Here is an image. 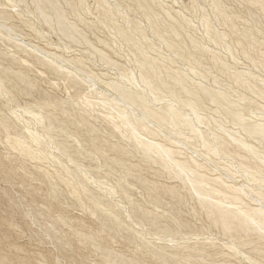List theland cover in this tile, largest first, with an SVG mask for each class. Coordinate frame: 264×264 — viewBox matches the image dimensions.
I'll return each instance as SVG.
<instances>
[{"label":"rangeland","instance_id":"rangeland-1","mask_svg":"<svg viewBox=\"0 0 264 264\" xmlns=\"http://www.w3.org/2000/svg\"><path fill=\"white\" fill-rule=\"evenodd\" d=\"M40 5L0 0V264H264V0Z\"/></svg>","mask_w":264,"mask_h":264},{"label":"bare ground","instance_id":"bare-ground-1","mask_svg":"<svg viewBox=\"0 0 264 264\" xmlns=\"http://www.w3.org/2000/svg\"><path fill=\"white\" fill-rule=\"evenodd\" d=\"M57 1V0H56ZM38 2H40L42 5H40L39 7H38V10H39V13H40V15L43 17V20L45 21V22H48V21H51L53 18V20H55V22H56V24L58 25V27L60 28V30L66 35V36H68V37H72L73 36V30H72V28L69 26H66L65 25V23H63L62 22V12L61 13H59L58 11H57V9H56V7H55V0H38ZM45 7H44V6ZM59 8V7H58ZM46 9H48L49 10V12L47 13L45 10ZM61 11V10H60ZM149 12V11H148ZM67 24V23H66ZM58 30V29H57ZM76 31V30H75ZM78 33V32H77ZM76 34V33H75ZM77 35V34H76ZM127 37V36H126ZM75 39V38H74ZM128 40H130V38H127ZM132 39V38H131ZM78 40V39H77ZM53 62V61H52ZM58 64V63H57ZM150 64V63H149ZM149 64H147L146 63V61L145 62H143L142 63V65L143 66H148ZM59 67V66H58ZM54 68V67H53ZM144 70H145V68H144ZM149 70V69H148ZM151 75V74H150ZM143 81L144 82H146L145 84L151 89V90H154V89H156V85H155V81H157V80H153V77H148V75L147 74H144L143 75ZM156 79V78H155ZM161 81V80H160ZM179 82V81H178ZM181 83H182V81H181ZM162 84H163V82H162ZM175 84H176V82H175ZM104 86H109V85H104ZM116 85H114V88H113V93H115L120 99H121V101L123 102V103H125L126 105H128V106H130L129 108H137V111L138 110H140V114H141V119H139V120H137V123H135V124H137L136 126H138L141 122L140 121H145V120H148V119H151L152 117H153V114L152 113H154L155 111H153L152 113H151V111H149L147 108V106L144 104V102L143 101H141V100H138V97H136V96H134V95H132L131 94V92L129 93L128 91H126V90H124V89H122V88H119V86L118 87H115ZM165 86V85H164ZM160 87H161V85H160ZM166 87V86H165ZM178 88V87H177ZM107 89V88H106ZM169 89V88H168ZM174 89V88H173ZM176 91H178V90H176ZM202 91V90H201ZM156 92V91H155ZM172 92V91H171ZM114 94V95H115ZM175 94V93H174ZM172 95H173V93H172ZM203 95L205 96V97H208V98H210V99H214L215 98V96L213 95V94H209V93H207V92H204L203 93ZM198 96H200L199 95V93H198ZM178 99V98H177ZM188 100V99H187ZM195 101V100H194ZM225 102V101H224ZM116 103V102H115ZM119 103H120V101H119ZM190 103V102H189ZM117 105H119L118 103H116ZM116 105V106H117ZM121 105V104H120ZM187 105V104H186ZM195 105V104H194ZM147 108H146V107ZM118 107V106H117ZM117 107H114V108H116L117 109ZM189 107V106H188ZM196 107H199V106H196ZM196 107H194V106H191V108L193 109V110H195L196 109ZM123 109V108H122ZM126 109V108H125ZM124 109V110H125ZM119 110L121 111V109H120V107H119ZM119 110H117L118 112L117 113H119ZM132 110V109H131ZM123 111V110H122ZM121 111V112H122ZM120 112V113H121ZM196 112V111H195ZM126 112H124V114L123 115H121V122H122V124H120V125H123V126H126V125H128L129 123H130V121L132 120L131 119V117L129 116V115H131V114H128L129 113V111L127 112V114H125ZM165 113H167V112H165ZM165 113H163L160 117H158V114L156 115L155 113V115L157 116V121L159 122V123H166V122H170L171 120L172 121H178V119H177V117L176 116H171V118L169 117H167L166 115L164 116V114ZM133 114V113H132ZM161 114V113H160ZM171 114V113H170ZM169 114V115H170ZM155 115H154V118H155ZM118 116V115H117ZM119 116H120V114H119ZM230 117H231V119L234 121V122H236V123H241V117H240V115L238 114V113H234V112H231L230 113ZM118 118H120V117H118ZM132 118H133V116H132ZM159 118V119H158ZM153 119V118H152ZM134 120H135V118H134ZM136 121V120H135ZM154 121L155 122H157L156 121V119H154ZM120 122V123H121ZM132 123V122H131ZM139 123V124H138ZM144 123V122H143ZM143 123H142V125H143ZM148 123V122H147ZM174 123V122H173ZM176 123V122H175ZM192 123V122H191ZM156 124H158V123H156ZM161 124V125H162ZM146 124H144L143 126H145ZM160 125V124H159ZM163 125H165V124H163ZM129 126H131V125H128V127ZM133 126H134V124H133ZM136 126H134V127H136ZM118 127V126H117ZM132 127V126H131ZM140 127H141V125H140ZM139 127V128H140ZM162 127V126H161ZM164 128H166V126H163ZM120 128V127H119ZM123 128V130H125V133L123 132V130H120V131H122L124 134H126L127 135V137L129 138V137H133V132H132V130L133 129H131V128H129V129H127L126 127V129H124V127H122ZM138 127H136V129H137ZM135 129V130H136ZM244 129H245V131L248 133V134H250L251 136H258L259 138H261L262 140H264V129L262 128V127H259V126H245L244 127ZM119 130V129H118ZM166 131V130H165ZM135 132V131H134ZM170 132H172V131H170ZM124 134H122L123 136H124ZM125 137V136H124ZM135 137H136V134H135ZM134 138V137H133ZM132 139V138H131ZM134 140H137V138L136 139H134ZM138 141V140H137ZM142 141V140H141ZM141 141H140V144H141V146L140 147H142L143 148V151H145V152H147V153H149V152H156V153H158V158H162V160L161 161H163V159H168L170 156H171V154H169V151H164V152H162L161 150H159L158 151V147L160 148V149H162L161 147H163L164 145L162 144V145H160V146H157V150H156V146H154V145H152L153 143H155V142H153L152 144H151V142H150V144H144L143 142L141 143ZM148 142V141H147ZM146 142V143H147ZM161 144V143H160ZM165 147H167V146H165ZM171 149V148H170ZM165 150H169V149H165ZM171 151V150H170ZM175 152V151H174ZM171 153H173V151L171 152ZM174 154H176V153H173V155ZM172 155V156H173ZM174 156H176V155H174ZM156 157V158H157ZM157 158V159H158ZM171 159H173V158H170L169 160L171 161ZM176 159V158H175ZM159 160V159H158ZM174 160V159H173ZM172 160V161H173ZM177 160V159H176ZM164 161H167V160H164ZM171 161V162H172ZM171 162H170V166H172V164H171ZM178 162V161H177ZM177 162L175 163V164H177ZM264 162V161H263ZM169 163V162H168ZM167 163V164H168ZM184 163V162H183ZM173 164H174V162H173ZM174 164V165H175ZM169 165V164H168ZM176 166V168H178V170H179V172H177V174L178 173H180L181 172V174L183 173V174H190L192 177H191V181H192V183H193V185L194 184H197V183H202V181L204 180H202V179H200V178H198V176H197V178H195V176L192 174L193 173V171H192V173L191 172H189V166L187 167V165H185V164H181V163H178L177 165H175ZM174 166V167H175ZM177 170V169H176ZM190 171H191V169H190ZM195 172V171H194ZM197 173V172H196ZM181 174H179V175H181ZM182 176V175H181ZM184 176V175H183ZM199 176H200V174H199ZM203 177V176H202ZM201 177V178H202ZM184 178V177H183ZM182 178V179H183ZM186 178H187V176L185 177V180H186ZM188 178H190L189 177V175H188ZM190 179H188V181H189ZM202 180V181H201ZM205 182V181H204ZM187 183V182H186ZM189 184H190V182H188ZM191 183V184H192ZM188 185V184H187ZM197 186H199L198 184H197ZM196 186V187H197ZM192 187V186H191ZM194 187V186H193ZM200 187V186H199ZM248 215V214H247ZM244 216H246V215H244ZM250 221L251 222V220H255V221H257L258 223H260L261 222V225H262V223L264 224V212H263V210L262 211H260V210H257V211H255V212H253L251 215H250V217H247V218H245L244 219V221ZM251 232V231H250Z\"/></svg>","mask_w":264,"mask_h":264}]
</instances>
